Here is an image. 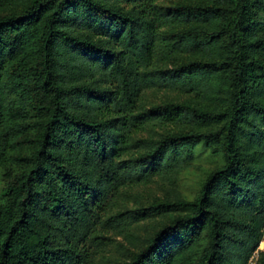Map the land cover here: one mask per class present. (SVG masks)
I'll use <instances>...</instances> for the list:
<instances>
[{"label":"trees","instance_id":"obj_1","mask_svg":"<svg viewBox=\"0 0 264 264\" xmlns=\"http://www.w3.org/2000/svg\"><path fill=\"white\" fill-rule=\"evenodd\" d=\"M160 1L0 0V166L19 167L0 264H90L98 225L129 238L138 215L166 220L123 264H248L264 235V0ZM198 146L222 163L194 198L112 211Z\"/></svg>","mask_w":264,"mask_h":264},{"label":"rangeland","instance_id":"obj_2","mask_svg":"<svg viewBox=\"0 0 264 264\" xmlns=\"http://www.w3.org/2000/svg\"><path fill=\"white\" fill-rule=\"evenodd\" d=\"M174 2L175 0H161L160 5L162 8L168 9ZM256 25L259 33H264V12H260L256 16ZM170 97H175L177 100L181 99V97H176L174 94L165 91H146L143 95V102L147 105H156L169 100ZM221 163V153L198 146L194 151L193 159L179 172L175 179L154 178L146 183H131L123 187L114 198L115 204L112 211L126 210L124 215L131 216L135 214V209L140 205L163 200L172 192L178 193L184 198L192 199L198 194L208 173ZM18 169L19 167L15 164L0 166V202L4 199L8 182L12 180ZM165 220L166 218L162 216L142 217L138 215L137 220L130 224L129 238L109 225L99 224V232L104 238L97 247L94 244L88 247L89 252H93L90 264H123L144 245L148 236L153 235L162 227ZM263 245L262 243L261 248H264ZM259 256L260 254L252 253L247 263L256 264Z\"/></svg>","mask_w":264,"mask_h":264},{"label":"built area","instance_id":"obj_3","mask_svg":"<svg viewBox=\"0 0 264 264\" xmlns=\"http://www.w3.org/2000/svg\"><path fill=\"white\" fill-rule=\"evenodd\" d=\"M262 243L264 244V235L262 236V239L260 240L257 248L254 250L253 254H257L258 255L260 251H263L264 248L263 247L261 248V244Z\"/></svg>","mask_w":264,"mask_h":264}]
</instances>
